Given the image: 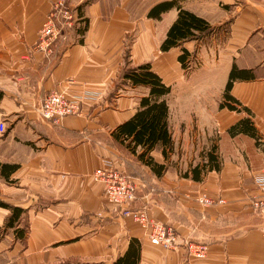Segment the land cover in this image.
<instances>
[{
    "label": "crops",
    "instance_id": "1",
    "mask_svg": "<svg viewBox=\"0 0 264 264\" xmlns=\"http://www.w3.org/2000/svg\"><path fill=\"white\" fill-rule=\"evenodd\" d=\"M159 1L0 0V117L8 124L0 138V167L15 165L0 168V199L25 208L0 240V264H112L132 237L142 241L139 264H264V192L255 182L264 169V0H182L212 25L228 22V30L184 42L196 50L198 64L190 69L178 60L181 46L161 50L179 10L148 16ZM65 6L76 22L63 24L60 37L47 45L41 26ZM127 40L132 64L151 62L171 85L166 99L173 150L167 160L160 148L152 151L168 163L160 176L112 135L149 92L120 80ZM234 65L242 75L230 90L238 108L230 109L221 102ZM59 87L99 95L87 98L79 114L60 122L43 119L36 106ZM245 117L257 136L230 133ZM190 142L205 150L183 169L172 158ZM209 153L219 168L194 179L193 167L208 161ZM106 158L136 181L134 206L146 205L185 239L204 244L205 256L189 253L186 245L165 250L139 223L120 215L106 197L105 182L94 175ZM202 192L216 202L201 203ZM10 212L0 205V226ZM24 223L28 231L21 238L16 228Z\"/></svg>",
    "mask_w": 264,
    "mask_h": 264
},
{
    "label": "trees",
    "instance_id": "2",
    "mask_svg": "<svg viewBox=\"0 0 264 264\" xmlns=\"http://www.w3.org/2000/svg\"><path fill=\"white\" fill-rule=\"evenodd\" d=\"M182 0H161L154 4L148 16L160 18L161 14L172 8L178 7V17L170 26L167 36L161 43V50L166 51L174 46H181V52L178 55V60L185 69L193 68L197 65L196 50L190 51L184 42L188 40H201L210 34L218 33L220 30H228V22L212 25L205 17L195 13L194 11L185 8ZM81 4L80 6H82ZM86 23L82 29L84 31L88 25V18L84 19ZM124 65L121 70L120 80L124 83L135 85H144L149 88L148 94L141 98L140 106L136 112L128 119L119 123L112 131V135L121 145H123L131 153L135 154L139 160L152 168L155 174L162 175L168 163L160 162L153 156L152 151L160 148L167 160L170 152L173 150V137L169 124V104L166 95L171 90V85L164 81L163 77L153 69L152 63L149 61L132 64L131 62V45L128 44L125 56ZM242 74L239 68L234 65L230 78L225 89V100L221 102V106H228L230 109H237L239 100L231 93L233 82ZM255 126L251 117H245L233 124L229 131L235 134L241 131L247 132L253 136H257ZM3 171L15 168V165L10 167L8 164H3L0 167ZM206 168H219V161L216 155L209 153L208 161L198 163L192 169L194 179H201ZM4 174V172H3ZM184 176H190L186 171ZM0 205L10 208L11 212L8 215L4 227L0 226V240L3 238L5 231L9 227L15 226L20 222L25 208L20 205H14L3 199H0ZM17 235L25 238L28 226L24 223L16 228ZM142 255V241L139 237L130 239L128 248L124 253H120L112 262V264H139ZM78 263L66 261L59 264H74Z\"/></svg>",
    "mask_w": 264,
    "mask_h": 264
},
{
    "label": "built area",
    "instance_id": "3",
    "mask_svg": "<svg viewBox=\"0 0 264 264\" xmlns=\"http://www.w3.org/2000/svg\"><path fill=\"white\" fill-rule=\"evenodd\" d=\"M74 12L70 7H62L60 17L50 14L43 22L40 29L42 41L51 45L60 35L61 26L72 23ZM99 92L92 89L74 91L70 87L50 89L36 106L37 113L43 119L60 122L63 117L71 114H79L83 111V103L87 98H95ZM8 131L6 119L0 117V138ZM96 178L105 182V193L109 202L124 217H131L139 223L146 231L152 243L160 245L164 249L175 250L179 246L186 245L189 253L196 256H205L206 246L202 243L185 239L172 226L154 216L146 206H134L137 199L138 185L119 163L113 158H106L104 165L94 172ZM255 182L259 189L264 192V169L255 174ZM198 200L206 206L216 202V198L202 192Z\"/></svg>",
    "mask_w": 264,
    "mask_h": 264
},
{
    "label": "rangeland",
    "instance_id": "4",
    "mask_svg": "<svg viewBox=\"0 0 264 264\" xmlns=\"http://www.w3.org/2000/svg\"><path fill=\"white\" fill-rule=\"evenodd\" d=\"M59 18H61L62 21L65 20L62 17H59ZM76 18H77V15L76 14L73 15V18H72L73 21L72 22H76ZM81 25L84 26L83 23H81ZM61 34H62V32L60 33V35ZM60 35H59V37H60ZM128 44H131V42L128 41L127 43H125V52H126ZM124 56H125V54H124ZM212 143H214V142H212ZM212 143H210V144L212 145ZM202 144L203 143H201V142H190L186 146L185 145L178 146L177 150L175 151L176 153H175L174 157L172 158L173 163L175 165L183 167V169H184L190 163H192V162L194 163L195 161H197V162L200 161L202 159V157H201L202 156V152H203V150H205V148L202 147ZM204 144L207 146V143H204ZM165 250H169V249H165ZM91 263L92 262L81 260L80 262H78L76 264H91Z\"/></svg>",
    "mask_w": 264,
    "mask_h": 264
}]
</instances>
